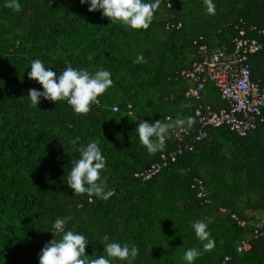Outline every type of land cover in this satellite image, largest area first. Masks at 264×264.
<instances>
[{"label": "trees", "instance_id": "obj_1", "mask_svg": "<svg viewBox=\"0 0 264 264\" xmlns=\"http://www.w3.org/2000/svg\"><path fill=\"white\" fill-rule=\"evenodd\" d=\"M18 2L15 12L0 0V264H39L44 245L62 238L53 236L54 222L66 216L65 232L84 235L85 255L93 258H108L107 235L109 242L137 246L132 264H188L183 256L190 248L202 253L192 264H264V238L251 237L250 250L237 253L253 227L219 214L224 207L245 221L248 210L264 212V123L244 138L225 126L206 128L200 142L186 138L193 151L162 173L149 181L135 177L178 145L170 130L164 148L149 153L136 132L140 120L191 116L189 135L199 128L194 109L207 103L186 98L191 83L182 76L197 61L199 46L230 53L242 31L260 41L261 50L248 60L252 81L264 88V0H213L214 15L204 0H161L147 30L111 23L102 10L89 12L90 0ZM141 53L145 62H135ZM36 59L57 78L67 65L91 75L110 71L113 85L87 114L75 113L66 100L41 97L33 106L28 91L43 92L28 78ZM216 91L207 102L218 110L227 103ZM93 141L106 160L100 177L114 192L108 200L75 195L67 184L80 148ZM197 179L208 204L193 188ZM196 221L207 224L213 250L204 251L206 241L192 228Z\"/></svg>", "mask_w": 264, "mask_h": 264}, {"label": "clouds", "instance_id": "obj_2", "mask_svg": "<svg viewBox=\"0 0 264 264\" xmlns=\"http://www.w3.org/2000/svg\"><path fill=\"white\" fill-rule=\"evenodd\" d=\"M80 3L83 5L89 3V0H80ZM160 3L161 0H154L151 3H145L143 0H90L88 11L102 10L103 16L110 19L111 23L121 22L134 30H147ZM204 4L207 13L214 15L213 0H204ZM5 7L20 12L22 6L18 0H7ZM135 62H145L142 53L137 55ZM30 68L28 78L37 81L43 87V92L36 89L28 91L27 96L33 106L38 105L41 97L54 103L66 100L75 113L87 114L92 104L99 103L97 98L113 85L112 74L107 70H99L91 75L86 70H75L71 65H67L57 78V74L46 68L40 59L33 60ZM166 120L167 122L156 120L152 123L144 120L139 121L136 132L140 142L149 153H155L164 148L170 130L178 128L181 131H187L195 123L191 116L177 117L175 120L172 117H167ZM78 140L79 137L72 143H76ZM79 151L80 159L73 162V167L67 178L68 186L74 190L75 195L86 193L90 198L95 196L108 200L114 192L105 190L106 184L100 177L101 171L106 167V160L98 147V141L88 143ZM70 219L71 217L67 216L56 219L53 224V236L62 233V238L59 241L54 238L44 245L39 256V264H111L109 258L132 264V261L137 258L139 254L137 246L128 243L121 245L117 242H109L107 235L103 237V241L104 252L108 258L104 255L95 258L86 256L85 248L88 241L85 236L72 230L65 232V225ZM192 228L199 240L206 241L203 244L204 251L213 250L215 241L210 238L211 233L207 230V224L196 221L192 224ZM201 254L195 248H190L185 252L183 259L188 264H192Z\"/></svg>", "mask_w": 264, "mask_h": 264}, {"label": "built area", "instance_id": "obj_3", "mask_svg": "<svg viewBox=\"0 0 264 264\" xmlns=\"http://www.w3.org/2000/svg\"><path fill=\"white\" fill-rule=\"evenodd\" d=\"M260 35L264 39V30L260 32ZM240 36L234 41L230 53L219 49L212 50L207 45L199 46L197 61L190 70L182 73L183 77L195 84V87L188 89L185 93L186 98L200 101L205 83L210 81L217 87L222 100L228 104L227 108L218 111L211 110L210 106L197 104L194 115L200 127L192 138L195 143L207 137L206 128L225 126L238 137L244 138L256 129L259 122L264 123V88L252 81L248 60L250 55L261 50L262 43L256 39L244 38L243 31ZM112 110L116 112L118 108L114 106ZM129 114L131 115V113ZM171 134L178 144L176 150L161 152L156 161L135 174L136 178L149 181L175 164L184 151H193L192 142L186 143V138L189 136L188 130L181 131L176 128L172 129ZM193 188L196 189L199 199L204 201L207 199L202 180H194ZM219 213L229 217L239 227L246 226L244 220H241L235 213H231L227 208L220 207ZM251 237L253 239L264 238V219L253 225ZM250 247L249 240L243 239L236 251L240 254ZM227 261H229L228 257L224 259V263Z\"/></svg>", "mask_w": 264, "mask_h": 264}, {"label": "crops", "instance_id": "obj_4", "mask_svg": "<svg viewBox=\"0 0 264 264\" xmlns=\"http://www.w3.org/2000/svg\"><path fill=\"white\" fill-rule=\"evenodd\" d=\"M188 80V79H187ZM188 81H190V88H193V87H195V84L191 81V80H188ZM208 83H210V85L208 86V87H206V85L208 84ZM189 88V89H190ZM213 90V91H212ZM218 91V89H217V87L212 83V82H210V81H207L206 83H205V88H204V90H203V92H202V97L203 98H207V100H205L204 99V101L207 103V104H202V105H204V106H210V109L211 110H213V111H218V110H220V109H225V108H227L228 107V104H226V106L225 107H221V108H219L218 110H216V109H213L212 108V106L213 105H211V103L209 104V102H207V101H209L210 100V98H213L214 97V95H216L215 93H214V91ZM216 91V92H217ZM217 94H219V91L217 92ZM202 99V98H201ZM193 101H196V100H193ZM213 101V100H212ZM197 102V101H196ZM197 104H198V102H197ZM197 104H196V106H197ZM213 104V103H212ZM195 106V107H196ZM214 106H217V105H215L214 104ZM195 116V115H194ZM198 121V120H197ZM198 126H199V124H198ZM200 127V126H199ZM198 130H199V128L197 129V131H196V133L195 134H197V132H198ZM205 131H206V129H205ZM207 133V132H206ZM195 134H190L189 136H191V138H193L194 137V135ZM236 135V134H235ZM195 143V142H194ZM196 144V143H195ZM205 191H206V189H205ZM206 195H207V191H206ZM204 201V200H203ZM206 201V202H205ZM205 201H204V203H209V199H208V196H207V199H205ZM220 214V213H219ZM221 215V214H220ZM246 218H247V220H245V222H246V225H247V223L249 224V225H251V227H253V225H255L257 222H259L260 220H262V219H264V212H262V211H256V212H253V211H251V210H248L247 212H246ZM246 238H248V240H249V242H250V240L252 239L251 238V234H250V236H246ZM250 249H247L246 251H249ZM245 251V252H246Z\"/></svg>", "mask_w": 264, "mask_h": 264}]
</instances>
